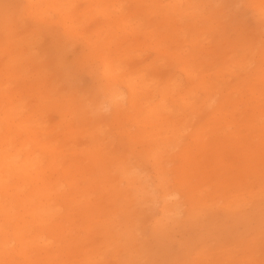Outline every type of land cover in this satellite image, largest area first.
<instances>
[{"label":"bare ground","instance_id":"bare-ground-1","mask_svg":"<svg viewBox=\"0 0 264 264\" xmlns=\"http://www.w3.org/2000/svg\"><path fill=\"white\" fill-rule=\"evenodd\" d=\"M11 1L12 10L7 8L2 14L16 11L18 17L27 15L43 24H47L45 14H52L56 19H49V25H59L61 34L69 40H82L87 47L82 58L96 61V83L87 97L58 90L52 81L54 76L46 78L47 69L40 68L45 47L37 50L36 43L42 39V27L15 36L13 45L14 36L7 38L8 28L5 32L6 23L2 24L6 35L0 43L8 41V56L2 60L6 69L12 68L6 73L28 78L33 65L37 71L32 75L38 82L45 77L43 82L49 91L43 94L38 90L34 108L27 114L18 102L31 86L1 94L0 264H71L58 260V256L76 250L72 242L80 238V232L89 234L86 237L102 236L98 248L91 249L90 262L106 264L102 262L106 252H100L103 248L113 249L117 264H156L155 256L167 248L175 231L191 235L185 238L188 264H218L223 253L227 254L223 258L226 264H233V249L252 262L248 246L256 237H247L252 230L257 234L256 226L264 223V167L259 168L264 164V34L260 30L264 25V0H244L254 23L249 41L232 42L236 43L233 53L223 57L218 56V42L213 52L219 65L211 68L212 72L200 74L188 61L198 50L187 54V33L180 19L190 17L195 21L191 16L196 15L207 22L188 24L195 31L188 36L194 46L209 30L221 28L225 32L221 20L224 8L213 0H132L142 6L136 14L148 11L143 6L147 2L152 6L145 15L159 18L147 42L155 47L156 56L149 63L137 61L130 71L121 64L129 50H108L116 44L115 32L137 34L142 29L139 22L130 21L136 15L125 12L124 0ZM89 14L102 19L95 23L91 35L81 31ZM180 37L185 41L180 51L178 45L163 49L165 42L177 43ZM60 43L52 40L50 44L58 47ZM137 47L139 51L145 49ZM250 55L257 58L254 65ZM162 58H169V63H157ZM164 63L177 68L178 74L167 69L161 75L157 65ZM225 73L231 78L228 82ZM43 109L57 113L60 120L56 126L49 127L42 120ZM103 109L107 113L100 118ZM73 116L86 120L85 128L76 125ZM109 124L117 125L119 142L133 152L109 159L116 174L111 206L105 210L92 200L90 189L99 176L106 181V172L100 174V164L105 160L101 151H109L111 138L105 140L106 136L96 134ZM59 127L61 136L84 129L90 134L97 148L90 149L91 155L88 151L85 163L60 143L56 132ZM51 133L53 138L49 137ZM124 138L127 143L120 141ZM210 160L215 170L222 169L215 171L218 175L213 181L206 177L209 169L205 162ZM176 171L179 177L172 184L169 172ZM250 177L255 181H248ZM80 181L87 183L81 195ZM204 185H210L213 191L207 189L205 194ZM117 200L121 201L119 211ZM153 202L158 204L157 212L143 225L141 214ZM218 210L227 214L216 216ZM206 211L209 215L202 217Z\"/></svg>","mask_w":264,"mask_h":264},{"label":"rangeland","instance_id":"rangeland-1","mask_svg":"<svg viewBox=\"0 0 264 264\" xmlns=\"http://www.w3.org/2000/svg\"><path fill=\"white\" fill-rule=\"evenodd\" d=\"M8 3H7V2ZM213 2L224 8L225 16L222 18V25L225 27V32L220 31L221 28L215 29V30H209L204 36L205 38H198V44L196 46L192 45L191 42L188 39V36L193 34L195 31L191 30L188 27V24L197 22L199 25H207V22H202L199 20V18L194 15L191 16L195 21H192L190 17H185L180 19V23L185 28V32L187 33V36L184 37L187 39L186 43L188 44V49L186 50L187 54H192L195 51L198 50L197 53L190 56L188 58V61L190 62L191 67L193 66L196 73L200 74L201 71L204 73L206 70H210V72L214 71L211 70V68H216L219 65V58H217L216 54L213 52L215 48H217V43H219L217 51L218 56H228L233 53V47L236 43L232 42H241V41H249L251 38V30L250 26H253L254 23L251 18V13L249 8L245 5L244 0H213ZM125 12L127 14L134 13L136 17H133L130 19L132 23L139 22V26L142 28L141 32L137 34H133L131 32H128L126 34H122L120 32H115V45H110L108 50L109 51H115V47H117L118 50L122 48L129 50V53L125 56V59L122 61V66L125 68V71H130L132 66L137 62L140 61V63H149L154 59V56H156L155 53V47H151L147 42L149 41L148 35L149 32H151L153 29L155 30L158 26V23L156 21L159 17L156 14L153 18L152 16L145 15L150 12V8L152 4L145 3L143 6L148 11L142 12L140 14H136L137 8H141L142 6H137V3L135 2V5L132 0H124L123 2ZM14 7V3L11 0H0V39L6 35L2 31L3 27L2 24L6 23V28H4L5 32L8 28V34L7 38H12L11 35L14 36L12 38V44L16 43V37H21L25 35V33H29L30 29H34L39 27V29L42 27V39L36 43V49L42 50L45 47V54L41 58V65L40 68H46L47 73L46 78L49 79V77L54 76V79H52L53 83L56 84L55 88L58 90H61L62 92H66V95L70 94H82L85 97L89 95V91L92 90V88L95 86L96 83V75L93 72V69L95 68L96 61L95 60H88L83 59V53L85 50L87 51V47L84 45L83 41L80 39H73L69 40L64 35L61 34L60 26L56 23L49 25V19L54 20L56 19L55 15H49L47 16L45 14L44 20L47 21V24H43L42 21H35L32 19V17L24 15L21 17L17 16V12H9L10 15H4L2 14L4 10L7 11V8L9 10H12ZM192 8H189L188 11H190ZM6 13V12H5ZM10 16V17H9ZM93 20H92V18ZM197 19V20H196ZM58 20V19H57ZM88 21L84 24V29L81 31L85 32L87 35H91V30H94L95 23H99L102 19L99 16H91L89 14V18H87ZM100 20V21H99ZM199 20V21H198ZM99 21V22H98ZM88 22V23H87ZM161 28V27H159ZM261 34H264V25L260 27ZM144 32V33H142ZM172 32V31H171ZM156 33L158 34L159 31L156 30ZM44 34V35H43ZM225 35L226 38H224ZM154 39V38H153ZM54 40L57 42L58 40L61 42L58 47L56 45H51L50 43ZM144 42V43H141ZM173 42V41H172ZM8 41H3L0 43V98L1 94L6 92L7 89H13L17 87H25L31 86V88H27V92L24 95L23 101L18 102L23 108H24V114H27L29 110H32L34 107L33 105L36 103L37 95L39 91H42L43 94H46L48 88L45 87L43 80L46 79L43 77L41 81H37L34 78V75H32L34 72H36V68L33 65L30 66L29 72L30 73L28 78H17V77H10L9 74L6 73V71L12 70L6 69L4 65V60L2 58L7 59V51L5 49ZM170 43V42H169ZM165 42L163 44V49H174L176 45L178 47L177 50L183 47L185 41L182 40V38H178L177 43L169 44ZM251 44V42H249ZM16 45V44H15ZM123 45V46H122ZM137 46H143L145 49L138 50ZM18 47H22V43H18ZM3 50V51H2ZM172 51V50H171ZM239 51V49L237 50ZM62 59V60H61ZM254 60H257L255 55H250L249 61L251 65H254ZM167 62L169 63V58H162L159 62ZM165 64L160 66L157 65V70H159V73L163 75L167 69H171L172 73L174 75L178 74V69L175 67H172V65ZM139 64V63H138ZM23 66V65H22ZM23 68H25L23 66ZM96 69V68H95ZM20 70L22 68L20 67ZM6 73V75H5ZM182 79V77H181ZM224 79L226 82H228L231 78L228 76V74L225 73ZM46 83V81H45ZM52 88V87H50ZM37 89V90H36ZM53 96H55L56 91H52ZM76 106V105H75ZM55 110V108H54ZM53 109H43L41 118L44 120L49 127L56 126L57 122L60 120V117L57 115V113L54 112ZM56 111V110H55ZM107 113V110L103 109L100 111V118H103L105 114ZM72 120L77 125H81L85 128L86 126V120L80 121L79 119H74V116L72 117ZM117 125L116 124H109L108 126H105L102 128V132L99 134H96V136H106V139H110V143L108 145L109 151H101V156L105 159L103 163L100 164L101 172H106L105 177L106 181H104L102 178L97 179V182L91 186L90 189V195L93 197L92 200L95 202H98L100 206H102L105 210L109 208L111 205V198L110 194H112L111 186L115 183V167L114 162L109 161L111 156L117 158L120 154L123 155L121 158L125 156L131 155L133 152L131 148H129L127 145H122L119 142V138L121 137V134H118V130H116ZM129 129L134 130V127L127 126ZM60 135V143H65V149L71 150V152L75 153L78 160H80L82 163H85L87 160L88 151L91 155L90 149L97 147L92 142V138L90 137V134L84 129L81 132L75 133V135L72 136H61V129L60 127L56 131ZM120 132V131H119ZM88 133V134H87ZM49 137L53 138L54 135L51 133ZM125 143H127V138H124V140H120ZM142 145V144H141ZM137 148L140 147L139 144H136ZM117 154V156H116ZM134 155V154H133ZM109 157V158H108ZM136 157H134L135 159ZM133 159V160H134ZM226 161V160H225ZM169 163L168 166H172ZM205 164L208 166L209 171L208 176L206 177L210 179L211 181L214 180V178L217 177L218 173L215 171H221L222 169H219V167H216V170L212 167L213 161H206ZM144 171H147L148 169L140 164ZM86 168L85 166H83ZM264 164L260 165L259 168H263ZM204 173V172H203ZM169 177L171 178L170 183L174 184L175 181H177L179 174L176 171L174 174L173 172H169ZM192 179H196L197 177H191ZM114 179V180H113ZM113 182H112V181ZM248 181L254 182L255 178L250 177L248 178ZM87 187V183L84 181H80V184L78 185V190L80 191V195L83 194L85 191L83 188ZM210 185L205 186L203 188V192L206 194L208 193L207 189L209 191H213V187ZM103 196V197H102ZM216 196V195H214ZM121 201L119 202L117 200V203L115 204L116 209L119 211L120 209ZM157 203H150V205L142 212L140 220L143 225H146L155 213L157 212ZM261 206H264V202L261 203ZM209 211V210H208ZM206 211L204 214H201L202 217L209 215ZM227 213L223 210H218L215 215L219 217L225 216ZM211 217V216H210ZM259 224V223H258ZM258 228L257 234H254L252 231L249 232V235L247 238L256 237L253 241H250L249 248L252 254V262H249L246 260V258H243L244 253L240 252V250H234L233 255L234 262L233 264H264V223L261 222L259 226H256ZM100 228V225L98 226ZM207 233V232H206ZM208 235H212L210 233H207ZM85 234L84 232H80V238H77L76 241L72 242V247L76 250L68 255L63 252L61 255L58 256V260H63L64 262H71V264H98L95 261H88V259L93 255L91 251L92 248H98L100 245V240L102 239L101 234L99 235H91ZM186 237H191L186 232L181 231H175V234L172 237V240L169 242V245L166 249H163L157 253L155 256L156 264H188L191 263L186 259L187 253V241H185ZM263 239V240H262ZM87 242V243H86ZM214 242V241H213ZM218 243V242H217ZM256 244V245H255ZM85 248V249H84ZM89 248V250H88ZM236 248H241L240 246ZM101 253L106 252L104 255L103 261L106 264H117L116 258H115V252L113 249L111 250H104L103 248L100 249ZM249 253V250L245 251ZM109 254V255H108ZM88 255V256H87ZM87 258H86V257ZM227 254L223 253L219 255V262L218 264H226V260L223 259L226 257ZM242 256V257H241ZM113 257V258H111ZM250 257V258H251ZM76 258V259H74ZM249 258V259H250ZM255 260V261H254ZM18 261L20 259L18 258Z\"/></svg>","mask_w":264,"mask_h":264}]
</instances>
